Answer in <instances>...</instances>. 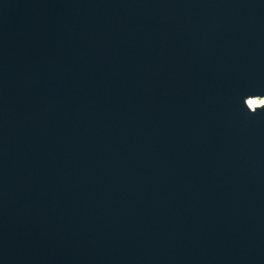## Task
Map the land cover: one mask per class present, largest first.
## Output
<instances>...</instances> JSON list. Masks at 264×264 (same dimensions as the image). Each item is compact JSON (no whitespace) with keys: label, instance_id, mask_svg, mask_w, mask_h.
Listing matches in <instances>:
<instances>
[{"label":"water","instance_id":"1","mask_svg":"<svg viewBox=\"0 0 264 264\" xmlns=\"http://www.w3.org/2000/svg\"><path fill=\"white\" fill-rule=\"evenodd\" d=\"M264 0H0V264H264Z\"/></svg>","mask_w":264,"mask_h":264},{"label":"bare ground","instance_id":"2","mask_svg":"<svg viewBox=\"0 0 264 264\" xmlns=\"http://www.w3.org/2000/svg\"><path fill=\"white\" fill-rule=\"evenodd\" d=\"M263 103H264L263 100H252L249 102V104L252 108L257 107V106H261Z\"/></svg>","mask_w":264,"mask_h":264}]
</instances>
